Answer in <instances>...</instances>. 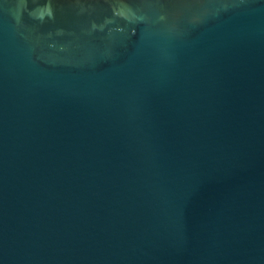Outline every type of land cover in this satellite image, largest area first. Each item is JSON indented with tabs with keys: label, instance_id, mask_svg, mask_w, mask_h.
<instances>
[{
	"label": "water",
	"instance_id": "1",
	"mask_svg": "<svg viewBox=\"0 0 264 264\" xmlns=\"http://www.w3.org/2000/svg\"><path fill=\"white\" fill-rule=\"evenodd\" d=\"M0 264H264V0H0Z\"/></svg>",
	"mask_w": 264,
	"mask_h": 264
}]
</instances>
